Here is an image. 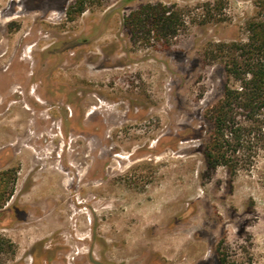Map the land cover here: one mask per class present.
<instances>
[{"label":"rangeland","instance_id":"obj_1","mask_svg":"<svg viewBox=\"0 0 264 264\" xmlns=\"http://www.w3.org/2000/svg\"><path fill=\"white\" fill-rule=\"evenodd\" d=\"M10 1L0 264H264V150L235 175L203 159L225 83L212 45L246 38L253 0H82L79 15L77 0H28L2 14ZM145 5L175 27L136 35L125 20ZM168 229L185 233L153 237Z\"/></svg>","mask_w":264,"mask_h":264},{"label":"trees","instance_id":"obj_2","mask_svg":"<svg viewBox=\"0 0 264 264\" xmlns=\"http://www.w3.org/2000/svg\"><path fill=\"white\" fill-rule=\"evenodd\" d=\"M253 4V17L245 23L246 38L216 43L210 52L220 56L225 83L220 99L207 113L211 131L203 159L209 170L225 167L230 175H235L242 163L251 166L257 151L264 150V0H253ZM82 11V0H77L75 13ZM125 22L136 35L147 24L162 36L178 20L160 5H145ZM12 181L13 170L0 169V209L11 193ZM4 244L0 238V248ZM9 244L14 257V246Z\"/></svg>","mask_w":264,"mask_h":264},{"label":"flooded vegetation","instance_id":"obj_3","mask_svg":"<svg viewBox=\"0 0 264 264\" xmlns=\"http://www.w3.org/2000/svg\"><path fill=\"white\" fill-rule=\"evenodd\" d=\"M27 1L28 0H11L10 2H11V7H8V8H6V9H4L3 11H2V14H4V15H11V14H14V13H16L17 11L15 10V5H18L19 7H21V9H18L19 11L21 10V12L22 13H24V14H26V13H29V11L31 10V8H29V7H27ZM32 9H40L39 7H35V8H32ZM45 9V8H44ZM41 11H43V12H45V10H42V9H40ZM12 91L13 90H10L9 91V93L8 94H11L12 93ZM155 231H157V229L155 230ZM155 231L150 235V237L155 233ZM181 231V233H183V235H184V230H180ZM167 233H173V234H179L178 233V231H175V230H170V229H168L167 231H166ZM74 237V236H73ZM79 240V239H78ZM144 252L145 251H143V253H141V251H140V253H139V255L140 256H145V254H144ZM75 259H77V257L75 258Z\"/></svg>","mask_w":264,"mask_h":264},{"label":"bare ground","instance_id":"obj_4","mask_svg":"<svg viewBox=\"0 0 264 264\" xmlns=\"http://www.w3.org/2000/svg\"><path fill=\"white\" fill-rule=\"evenodd\" d=\"M178 233L180 234L181 231H178ZM165 235V236H164ZM177 235V234H173V233H167V232H159L155 235H153V237H162V242H168L169 244L172 243L174 241V239L172 238V236ZM167 252V251H166ZM165 253V252H164ZM168 253V252H167Z\"/></svg>","mask_w":264,"mask_h":264}]
</instances>
